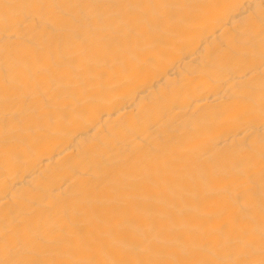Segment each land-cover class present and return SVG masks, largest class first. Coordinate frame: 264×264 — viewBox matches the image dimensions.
Here are the masks:
<instances>
[{"label": "bare ground", "instance_id": "obj_1", "mask_svg": "<svg viewBox=\"0 0 264 264\" xmlns=\"http://www.w3.org/2000/svg\"><path fill=\"white\" fill-rule=\"evenodd\" d=\"M0 264H264V0H0Z\"/></svg>", "mask_w": 264, "mask_h": 264}]
</instances>
